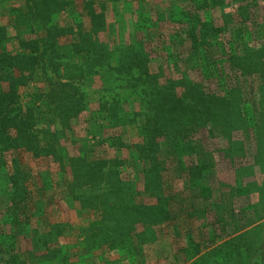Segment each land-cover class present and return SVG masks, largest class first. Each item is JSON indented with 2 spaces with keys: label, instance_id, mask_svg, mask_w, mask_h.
Wrapping results in <instances>:
<instances>
[{
  "label": "trees",
  "instance_id": "16d2710c",
  "mask_svg": "<svg viewBox=\"0 0 264 264\" xmlns=\"http://www.w3.org/2000/svg\"><path fill=\"white\" fill-rule=\"evenodd\" d=\"M258 1L264 0H172L181 11L169 16L172 24L167 31V20L158 13L162 9L147 1L137 0V9L126 15L123 0L12 1L7 13L0 15V171L11 183L4 199L11 203L12 227L24 231L35 217H55L71 201L75 209L94 215L84 235L92 245L123 249L128 253L125 259L137 256L133 264H184L192 259L200 244L188 234L186 245H178L177 220L185 210L198 218L200 207L194 202L186 205L183 188L167 195L162 172L175 162L186 171L188 182L198 181L207 164L198 165L192 157L186 167L184 152L196 153L186 138L200 129L212 132L213 124L229 135L238 109L234 103L246 102L243 92L244 97L250 93L244 84L255 82L256 73L264 70V24L255 37V27L244 26ZM66 8L73 13V22L60 24L56 17ZM214 8L221 9L222 24L212 17ZM120 11L125 19L135 17L138 34L101 41L111 24L125 26ZM230 22L240 26L231 28ZM225 30L235 36L228 45L221 40ZM162 57L183 66L184 72L198 69L200 77L195 80L187 73L162 77L157 62L151 69L153 59ZM106 72L115 88L127 90L129 96L121 98L113 88L104 89L111 91L100 97L85 119L86 127H80L90 139L75 140L71 133L88 109L81 81ZM215 77L218 90H207L203 81ZM68 139L78 145L72 147ZM23 151L41 160V168L33 167L37 175L31 187L27 184L31 167L28 170L18 155ZM51 165L57 166L55 172ZM127 167L132 169L126 173ZM56 176H62L64 185L57 198ZM210 192L207 185L199 187L203 196ZM166 226L176 235L168 237ZM168 245L180 247L171 253ZM150 254L155 262L149 261ZM38 257L35 252L25 260L31 258L34 264ZM7 262L21 263L15 255Z\"/></svg>",
  "mask_w": 264,
  "mask_h": 264
},
{
  "label": "rangeland",
  "instance_id": "374dc122",
  "mask_svg": "<svg viewBox=\"0 0 264 264\" xmlns=\"http://www.w3.org/2000/svg\"><path fill=\"white\" fill-rule=\"evenodd\" d=\"M123 1L125 15L127 11L137 9V0ZM138 1L140 2V0ZM141 1H147L152 7L162 9V12L158 13L167 20L165 31L169 28L167 25L172 24L169 16H178V12L181 11L180 5L171 4L172 0ZM258 3L255 7L250 8L251 21L244 23V26L255 27L254 37L260 32V24H264V1H258ZM109 8L111 5L108 2L107 9L109 10ZM143 13L146 14V12ZM211 13L217 23H223L220 8H214ZM72 14L66 8L60 11L56 18L60 24L73 22ZM119 14L123 18V20L120 19V22H125V26L116 22L111 24L110 28L103 32L101 37L104 39L101 41L106 42L113 35L122 40L130 38L131 33H136L138 27L133 26L135 17L130 16L127 20L124 18L125 15L122 17V11ZM228 26L236 28L240 25L230 22ZM245 31L250 33L248 28ZM138 32L139 30L136 34ZM234 37L231 31L225 30L221 40L226 44L228 39ZM59 41L67 43L70 39L60 38ZM155 41L157 40H154L155 44H160L159 40ZM218 54L220 55L219 52ZM171 61L173 60L167 57H162L157 61L153 59L151 69L156 66L155 62H157V67H161L159 73H162V77H173L178 73H187L195 80L200 77L198 69L193 71L188 69L184 72L183 66L181 68L174 66ZM260 71L263 73H256L255 82L251 84L249 80L250 82L247 81L244 84L246 85L244 89L250 92L246 97L243 92L242 97L246 102L242 103L240 99L238 104L234 103V108L238 109L234 110L235 118L231 120L228 128L229 135L223 133L220 127L213 124L212 132L200 129L190 133L191 135L186 138L192 141L191 147L196 152L191 155L184 152L183 161L186 167L191 161H194L193 158L198 165L204 162L207 164V170H202L203 174L200 179L188 182L189 176L186 171L178 169L175 162L169 163L167 169L162 172L167 195L183 188L184 191L180 194L181 198L187 202L186 205L194 202L198 208L200 207L198 218L187 214L188 210L178 215L177 223L180 227L179 230H176L180 231L178 237L176 236L178 245L179 242L181 246L186 245V235L188 234H192L195 242L200 244L199 252L184 264H264V70ZM225 72L229 75L230 69L226 67ZM106 73L104 76L102 73H98L81 81L85 87L88 109L80 114V124L75 125L76 128L71 133V137L75 140L90 139V135L85 133V128L81 129L80 127H86L88 123L85 119L95 109L101 96H107L111 88L121 98L129 96H127V90L115 88L116 82L108 76V72ZM249 77L247 79L251 78ZM217 79L215 77L209 81L204 80V87L209 91H217L219 87ZM32 85L37 87V84ZM38 85L42 87L43 83L39 82ZM108 87L111 88L106 93L104 89ZM131 104L133 101L128 103L129 106ZM68 142L72 147L78 145L69 139ZM72 143L74 144L72 145ZM68 151L72 153L71 150ZM18 155L27 169L28 166L31 167L30 170L28 169L30 175L27 180L28 186L31 187L36 182L35 176L37 175V170L33 167L41 168V160L32 159L25 155L24 151ZM126 155L127 151L123 149L121 156L125 157ZM35 162L38 163L36 166H34ZM128 168L124 169V172L127 173L129 169H132ZM56 169L57 166L51 167L54 172ZM62 179V176H56V198L61 196V186L64 188ZM10 184V180L6 179L0 171V264H17L16 262L10 263L13 260L7 262L11 255L16 256L17 261L21 262L19 264H30L31 258L25 259L33 256L35 252L39 254V257L37 261H34V264H133L137 260V256L134 255L125 259V254L128 253L123 249L110 251L107 248L92 245L90 239L86 240L84 235L87 228L91 226L94 215L81 209H75L76 206L71 201L66 202L67 206L61 204L62 212L55 217L51 215V217H43L41 220L37 216L35 218L38 221L34 219L29 224H25L24 231L15 230L12 227L8 209L11 203H7V198L4 199L5 195L12 190ZM45 184L48 183L45 182ZM202 185H207L211 189V192L206 196L199 194V187ZM42 202L45 203V200ZM173 230L175 231L172 227H165L168 237L175 234ZM7 245L9 246L7 247ZM179 247L168 245L166 251L173 253L175 248ZM151 255L149 261L155 262L156 257ZM155 264H162V262L158 261Z\"/></svg>",
  "mask_w": 264,
  "mask_h": 264
},
{
  "label": "crops",
  "instance_id": "0c3cea01",
  "mask_svg": "<svg viewBox=\"0 0 264 264\" xmlns=\"http://www.w3.org/2000/svg\"><path fill=\"white\" fill-rule=\"evenodd\" d=\"M13 3L19 2V0H1L0 2V15L7 13L9 6Z\"/></svg>",
  "mask_w": 264,
  "mask_h": 264
}]
</instances>
